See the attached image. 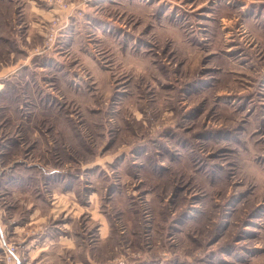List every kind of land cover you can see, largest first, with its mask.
Here are the masks:
<instances>
[{"label":"rangeland","instance_id":"obj_1","mask_svg":"<svg viewBox=\"0 0 264 264\" xmlns=\"http://www.w3.org/2000/svg\"><path fill=\"white\" fill-rule=\"evenodd\" d=\"M0 206L5 264H264V0H0Z\"/></svg>","mask_w":264,"mask_h":264},{"label":"crops","instance_id":"obj_2","mask_svg":"<svg viewBox=\"0 0 264 264\" xmlns=\"http://www.w3.org/2000/svg\"><path fill=\"white\" fill-rule=\"evenodd\" d=\"M27 11H34V12H38L39 9H37L35 6L31 5L30 6V9H26ZM31 13V12H30ZM34 25H37V24H34ZM5 31H7V27L4 28ZM54 204H55V210H57L58 212H65V211H68L70 212V209L68 208V205L69 204V201L67 200V197H61V198H58L57 200L54 201ZM69 209V210H68ZM67 212V213H68ZM66 213V214H67ZM2 208L0 206V248H3L4 251H5V244L7 242V230H6V226H7V223L6 221L4 222L2 219H1V215H2ZM34 242H37L36 239H34ZM34 242H31L29 243V247H35V249H32V252H36L35 255L31 256V258L27 261H23V259L16 253L15 254V262L14 264H33V263H38L40 261V263L42 262H47L48 258L47 256L45 255H40L41 256V259L39 261H35V259L37 258L38 254L41 253L42 251H45L47 250V242H44L42 245L40 243V245H35ZM38 253V254H37ZM53 256H50V258H52ZM38 263V264H40ZM0 264H5L3 261H2V258L0 257Z\"/></svg>","mask_w":264,"mask_h":264},{"label":"built area","instance_id":"obj_3","mask_svg":"<svg viewBox=\"0 0 264 264\" xmlns=\"http://www.w3.org/2000/svg\"><path fill=\"white\" fill-rule=\"evenodd\" d=\"M11 254H12V257H15V250L14 249H9Z\"/></svg>","mask_w":264,"mask_h":264}]
</instances>
